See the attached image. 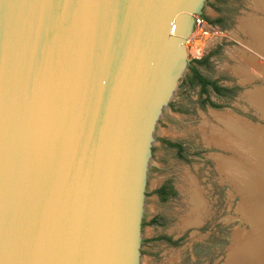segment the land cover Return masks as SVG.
<instances>
[{"label":"water","instance_id":"water-1","mask_svg":"<svg viewBox=\"0 0 264 264\" xmlns=\"http://www.w3.org/2000/svg\"><path fill=\"white\" fill-rule=\"evenodd\" d=\"M204 0H0V264H151L161 109Z\"/></svg>","mask_w":264,"mask_h":264},{"label":"rangeland","instance_id":"rangeland-1","mask_svg":"<svg viewBox=\"0 0 264 264\" xmlns=\"http://www.w3.org/2000/svg\"><path fill=\"white\" fill-rule=\"evenodd\" d=\"M259 1L204 0L192 15L187 63L160 115L151 264H264V37L241 23L264 24ZM192 66L212 82L204 91ZM215 128L228 132L222 143Z\"/></svg>","mask_w":264,"mask_h":264},{"label":"bare ground","instance_id":"bare-ground-1","mask_svg":"<svg viewBox=\"0 0 264 264\" xmlns=\"http://www.w3.org/2000/svg\"><path fill=\"white\" fill-rule=\"evenodd\" d=\"M257 7L259 8V9H263L264 10V0H260L259 2H257ZM250 20V19H249ZM249 20H247V22H241V23H243V25H242V28H243V30L245 31V33H246V35H248V37L250 38V40H255V41H257V40H262L263 39V37H264V31H262L263 29H264V24L263 23H261V21L259 22V21H257V20H255V22L254 23H251ZM253 20V19H252ZM256 28V29H255ZM237 71V70H236ZM243 74V73H242ZM249 74V73H248ZM241 76V75H240ZM251 77V76H250ZM247 78V77H246ZM248 79V78H247ZM220 114V113H219ZM221 115V114H220ZM216 117V116H215ZM223 117H225V118H223ZM223 117H219V119H222V120H220V122L223 124V126H224V128L225 129H229L230 131L232 130V131H234L236 134H241V129H240V127L241 126H237V124H234L233 125V123H231V121L229 120V119H231V118H228V115H225V116H223ZM216 118H218V116L216 117ZM234 118V117H233ZM233 122V121H232ZM235 122V121H234ZM245 122V121H244ZM240 123V122H239ZM229 124H232V125H230L229 126ZM207 125V124H206ZM251 126V125H250ZM215 127V126H214ZM262 127V126H261ZM256 128V127H255ZM263 128V127H262ZM211 129H213V128H211ZM244 129V128H243ZM251 129V128H250ZM261 129V128H260ZM262 131H263V129H262ZM214 132V134H213V140L215 141V142H217V141H219V143H222V142H220V140L222 139V134H227L228 132L226 131V130H224V132H221V131H219V128H215V130L213 131ZM253 132H255V131H253ZM259 132V131H258ZM264 134V133H263ZM212 135V134H211ZM255 135H256V133H255ZM260 135V134H259ZM250 136V135H249ZM211 137V136H210ZM255 137V136H254ZM258 137V136H257ZM261 138V137H260ZM208 139V138H207ZM260 140V139H259ZM259 140H258V142L257 143H259ZM240 141V140H239ZM252 140H250V142H251ZM255 141H256V139H255ZM254 142V141H253ZM262 143H263V141H261ZM260 142V143H261ZM255 143V142H254ZM259 143V144H260ZM239 145V144H238ZM263 146V145H262ZM229 149V148H228ZM233 149H235V148H233ZM263 152H264V149H263ZM262 152V153H263ZM244 153V152H243ZM245 155V154H244ZM262 156V155H261ZM240 157V156H239ZM257 158V157H256ZM244 159V158H243ZM259 159V158H258ZM224 160V159H223ZM229 160V159H228ZM231 160V159H230ZM245 160V159H244ZM243 160V161H244ZM242 161V162H243ZM222 162V161H221ZM237 162V161H236ZM260 162V161H259ZM253 163V162H252ZM261 163V162H260ZM263 164V163H262ZM241 165V164H240ZM258 165V164H257ZM218 166H219V164H218ZM246 166V165H245ZM246 168V167H245ZM228 172V171H227ZM226 172V173H227ZM229 172H231V171H229ZM232 173V172H231ZM230 174V173H229ZM261 178V177H260ZM256 183H258L257 181H256ZM259 184V183H258ZM257 185V184H256ZM195 187V186H194ZM237 187V186H236ZM258 187H259V185H258ZM260 189V188H259ZM190 194H192V200L194 201V203H195V205H197V203L199 202V195H198V192H197V189L195 188V189H192V191H191V193ZM247 199H248V197H247ZM202 200V199H201ZM200 203V202H199ZM200 207V206H199ZM202 211V210H201ZM254 211V210H253ZM201 213V212H200ZM199 213V214H200ZM254 214V213H253ZM261 214V213H260ZM195 215V214H194ZM197 216H198V214H196ZM196 216V217H197ZM189 217V216H188ZM251 218V217H250ZM257 219V218H256ZM191 221H196V219H194V220H191ZM190 221V222H191ZM193 222V223H194ZM187 223V222H186ZM196 223V222H195Z\"/></svg>","mask_w":264,"mask_h":264},{"label":"trees","instance_id":"trees-1","mask_svg":"<svg viewBox=\"0 0 264 264\" xmlns=\"http://www.w3.org/2000/svg\"><path fill=\"white\" fill-rule=\"evenodd\" d=\"M191 70L193 80L197 81L201 85L203 91L206 89L207 85L212 84V82L201 76L194 66L191 67ZM215 89L218 88L215 87ZM159 191L161 192V189H159Z\"/></svg>","mask_w":264,"mask_h":264},{"label":"built area","instance_id":"built-area-1","mask_svg":"<svg viewBox=\"0 0 264 264\" xmlns=\"http://www.w3.org/2000/svg\"><path fill=\"white\" fill-rule=\"evenodd\" d=\"M200 22H201L200 19L196 18V23H200Z\"/></svg>","mask_w":264,"mask_h":264}]
</instances>
